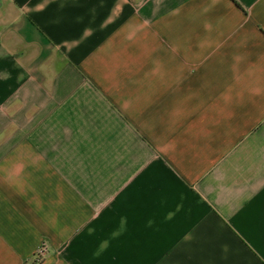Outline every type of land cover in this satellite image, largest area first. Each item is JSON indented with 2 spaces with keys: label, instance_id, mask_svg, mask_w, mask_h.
Listing matches in <instances>:
<instances>
[{
  "label": "crops",
  "instance_id": "obj_1",
  "mask_svg": "<svg viewBox=\"0 0 264 264\" xmlns=\"http://www.w3.org/2000/svg\"><path fill=\"white\" fill-rule=\"evenodd\" d=\"M0 264H264V0H0Z\"/></svg>",
  "mask_w": 264,
  "mask_h": 264
}]
</instances>
